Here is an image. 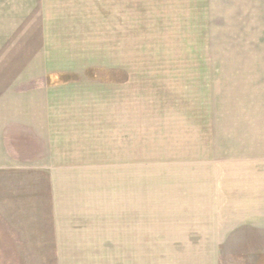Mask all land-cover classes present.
Returning a JSON list of instances; mask_svg holds the SVG:
<instances>
[{"label":"rangeland","instance_id":"374dc122","mask_svg":"<svg viewBox=\"0 0 264 264\" xmlns=\"http://www.w3.org/2000/svg\"><path fill=\"white\" fill-rule=\"evenodd\" d=\"M123 2L64 0L60 14L89 18L26 22L9 19L34 7L0 0V91L15 81H38L23 88L129 81L130 136L122 159L129 162L98 166V181L78 182L77 189L95 186L121 201L132 191L145 194L140 213H100L96 227L86 231L96 243L67 245L65 259L57 260L49 217L37 211L41 198L33 197L36 211L28 215L11 203L23 199L8 194L37 193L46 182L26 172H0V264H264V246L170 244L156 228L185 215L155 207L173 195V201H191L208 190L223 196L250 190L264 173V0ZM231 209L216 215L232 219ZM188 220L191 226L202 221L199 215ZM134 221H143L145 241L136 249L118 244L137 237Z\"/></svg>","mask_w":264,"mask_h":264},{"label":"crops","instance_id":"0c3cea01","mask_svg":"<svg viewBox=\"0 0 264 264\" xmlns=\"http://www.w3.org/2000/svg\"><path fill=\"white\" fill-rule=\"evenodd\" d=\"M17 3L34 8L32 12L21 14L20 18L9 20L63 22L81 21V16L89 18L80 14L73 16L71 11L60 14L58 8L65 5L64 0H17ZM35 82L38 81H15L9 83L11 88L7 92L0 91V172H26L36 181L46 182L47 188L40 186L37 193L10 191L8 194L23 199L11 203L24 209L28 215L36 211L33 204L37 202L33 197L41 198L42 206L37 211L48 215L53 243L60 256L57 260H62L67 245H91V234L86 231L100 220V213L138 214L140 207L144 209L143 191H132L129 193L132 195L125 196L130 199L121 201L111 191L99 194L95 186L77 189L78 182L98 181V166L126 165L129 162L122 160L124 155L127 156L123 150H128L130 136L129 81H49L23 88ZM100 156L107 160H99ZM116 158L121 161L114 160ZM258 176V180H253L256 187L250 184V190L233 191L227 196L208 190L199 196H190L191 201H173L177 197L173 195L170 204L158 202L155 207L160 208L159 211L165 205L185 217L179 220L171 217L161 222L163 227L156 230L163 232L156 235L170 239L172 245L264 246V173ZM131 197L137 200H131ZM231 205L232 219L223 220L216 215ZM191 215H199L202 221L191 226L192 222L188 220ZM206 215H209L208 220L204 217ZM24 221L28 222V219ZM207 221H212L211 226L203 225ZM142 222L134 221L137 237L121 238L126 241L118 244L135 246V249L144 245L139 232ZM19 228L23 227L19 225ZM175 230L182 232L177 236L173 233ZM67 236L69 240L72 236L76 240L87 239L67 241ZM95 239L93 237L92 244L96 243ZM207 239L210 241H205ZM111 242L104 244L113 246ZM127 251L131 252V249ZM74 252L82 254L80 249Z\"/></svg>","mask_w":264,"mask_h":264}]
</instances>
